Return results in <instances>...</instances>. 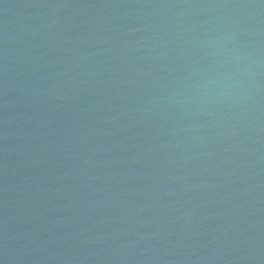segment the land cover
Returning <instances> with one entry per match:
<instances>
[{
  "label": "water",
  "instance_id": "obj_1",
  "mask_svg": "<svg viewBox=\"0 0 264 264\" xmlns=\"http://www.w3.org/2000/svg\"><path fill=\"white\" fill-rule=\"evenodd\" d=\"M0 264H264V0H0Z\"/></svg>",
  "mask_w": 264,
  "mask_h": 264
}]
</instances>
